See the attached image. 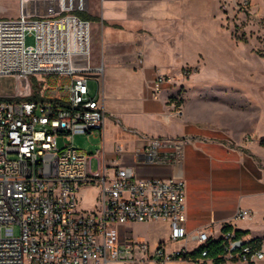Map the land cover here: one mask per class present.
Here are the masks:
<instances>
[{
	"label": "built area",
	"instance_id": "1",
	"mask_svg": "<svg viewBox=\"0 0 264 264\" xmlns=\"http://www.w3.org/2000/svg\"><path fill=\"white\" fill-rule=\"evenodd\" d=\"M85 12L87 0H18V17L0 20V78L14 83L0 99V264H170L188 252L186 243L199 247L210 238L186 231L183 179L140 178L134 167L109 173L99 151L89 155L74 146L76 136L101 137L106 121L101 99L89 89L103 67L92 63L91 22L78 16ZM28 36L33 45H26ZM33 76L46 82L40 100L27 101ZM169 82L157 73L151 97ZM146 142L133 152L137 166L174 167L192 139ZM123 154L118 147L115 156ZM90 186L100 189L98 210L79 212L77 195ZM234 218L250 219L251 212L238 209ZM135 223H166L169 241L184 247L169 255L164 245L151 252L147 243L121 239L119 227ZM225 239L219 264L264 260L262 248L233 234Z\"/></svg>",
	"mask_w": 264,
	"mask_h": 264
},
{
	"label": "crops",
	"instance_id": "2",
	"mask_svg": "<svg viewBox=\"0 0 264 264\" xmlns=\"http://www.w3.org/2000/svg\"><path fill=\"white\" fill-rule=\"evenodd\" d=\"M201 5L202 0H87L86 17L94 33L92 63L103 67L100 77H91L90 93L98 94L106 117L122 118V127L134 132L128 135L134 139L132 146L115 140L116 147L99 152L109 173L117 167H134L140 178L183 179L188 234L203 230L218 239L221 228L229 225L233 231L246 232L242 240L248 242L264 236V100L232 106V124L212 126L195 116L184 85L169 83L156 99L150 95L157 73L172 74L170 63L181 38L178 28H188L190 13ZM132 118L139 123L133 124ZM180 137L192 142L184 148L179 165L135 164L133 152L147 139ZM118 147L125 151L119 158ZM203 189L209 191L207 198L201 195ZM238 209L250 211L251 218L236 220ZM258 218L259 232L241 225ZM130 225L119 227L121 239H133ZM158 245L166 251L164 243ZM196 248L195 243H186L188 252ZM172 263L194 264L183 259Z\"/></svg>",
	"mask_w": 264,
	"mask_h": 264
},
{
	"label": "rangeland",
	"instance_id": "3",
	"mask_svg": "<svg viewBox=\"0 0 264 264\" xmlns=\"http://www.w3.org/2000/svg\"><path fill=\"white\" fill-rule=\"evenodd\" d=\"M83 14L87 15L85 12L78 16ZM17 17L18 0H0V20ZM189 22L188 28H178L181 38L178 39L176 55L171 59L169 83L185 86L186 99L199 119L212 126L232 124V106L264 100V0H219V4L217 0H202L201 7L190 13ZM93 38L91 24L92 53ZM26 45H33L32 36L26 38ZM45 82L44 77H29L35 91H42ZM13 86L11 79L0 78V99L11 95ZM132 120L133 124L139 123L136 118ZM123 124L122 118L106 117V131L101 137L76 136L74 146L89 155L106 147H116L118 142L115 140H123L124 145L132 146L134 139L128 135H134V132L123 128ZM90 167L92 172L97 171L96 159H92ZM99 193V187L82 189L77 195V210L96 212ZM201 195L207 198L208 189H203ZM241 225L253 227L257 232L261 228L259 218ZM129 230L134 241L147 243L151 252L159 243L166 245L169 255L184 245L182 241H168L165 223H136L131 224ZM261 244L264 254V241ZM187 247L191 249L192 245ZM254 264H264V260Z\"/></svg>",
	"mask_w": 264,
	"mask_h": 264
},
{
	"label": "trees",
	"instance_id": "4",
	"mask_svg": "<svg viewBox=\"0 0 264 264\" xmlns=\"http://www.w3.org/2000/svg\"><path fill=\"white\" fill-rule=\"evenodd\" d=\"M81 19L90 21L84 14L79 16ZM27 101H38L40 97L38 91L34 90V94L31 97L26 98ZM220 237L218 239H213L212 237L203 244L194 249L191 252H187L182 255L181 258L186 261L198 264L200 260L209 261L211 264H219L223 261V256L225 254V247L227 245V240L225 236L227 234H233L236 240H242V237L247 233L243 231H233L232 227L229 225H224L220 230ZM243 241V240H242ZM264 241V236L261 238H254L248 242H245L247 245H250L254 250H260L263 246L261 242ZM205 253V256L202 254Z\"/></svg>",
	"mask_w": 264,
	"mask_h": 264
}]
</instances>
